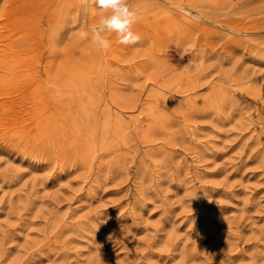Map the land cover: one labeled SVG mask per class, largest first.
<instances>
[{
  "label": "rangeland",
  "instance_id": "rangeland-1",
  "mask_svg": "<svg viewBox=\"0 0 264 264\" xmlns=\"http://www.w3.org/2000/svg\"><path fill=\"white\" fill-rule=\"evenodd\" d=\"M131 6L0 0V264H264V0Z\"/></svg>",
  "mask_w": 264,
  "mask_h": 264
},
{
  "label": "clouds",
  "instance_id": "clouds-1",
  "mask_svg": "<svg viewBox=\"0 0 264 264\" xmlns=\"http://www.w3.org/2000/svg\"><path fill=\"white\" fill-rule=\"evenodd\" d=\"M89 3L90 0H81L85 7ZM91 4L104 13L98 24L90 28L91 42L98 50L106 52L111 47L106 33H114L117 42L122 45H136L141 40V36L133 31L141 16L132 8L131 0H91Z\"/></svg>",
  "mask_w": 264,
  "mask_h": 264
}]
</instances>
